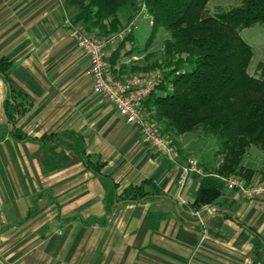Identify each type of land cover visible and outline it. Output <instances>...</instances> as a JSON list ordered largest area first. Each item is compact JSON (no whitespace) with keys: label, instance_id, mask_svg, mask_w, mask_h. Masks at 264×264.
I'll return each mask as SVG.
<instances>
[{"label":"crops","instance_id":"crops-1","mask_svg":"<svg viewBox=\"0 0 264 264\" xmlns=\"http://www.w3.org/2000/svg\"><path fill=\"white\" fill-rule=\"evenodd\" d=\"M124 53L122 47L108 54L121 81L143 67L125 65ZM1 58L11 61L10 84L29 105L11 126L0 78V264H264V250L254 245L255 234L264 240V200L225 190L216 204L195 210L202 177L192 175L181 190V168L192 154L204 172L218 159L199 154L185 135L176 138L169 160L94 94L89 59L76 46L60 0H0ZM13 129L29 140H15ZM51 135H60L48 148L62 166L54 170L37 156ZM71 135L83 140L93 163L105 164L111 182L85 166ZM246 158L253 182L264 183V158ZM147 180L162 198L117 203L125 189Z\"/></svg>","mask_w":264,"mask_h":264},{"label":"trees","instance_id":"trees-1","mask_svg":"<svg viewBox=\"0 0 264 264\" xmlns=\"http://www.w3.org/2000/svg\"><path fill=\"white\" fill-rule=\"evenodd\" d=\"M60 1L70 22L68 28L95 38H107L125 29L129 24L123 27L118 13L125 8H134L136 2ZM140 1L152 18L151 39L160 30L170 35L160 60H149L145 67L135 69L136 73H158L162 84L165 83L158 85L144 102L145 114L174 149L178 145L177 137L198 131L205 138L216 141L213 157L218 159L219 165L212 171L205 170L193 202V208L200 210L216 204L223 196L226 190L223 179L234 177L252 183L255 171L244 167L245 157L251 147L264 153V62L258 65L255 76L248 73L254 53L240 36L244 29L257 25L264 28V0H241L240 6L215 15L208 12L210 0ZM132 34L116 49L133 39ZM11 72V61L1 58L0 78L8 87L5 112L10 125L15 127L29 101L12 88ZM11 135L17 141L29 140L16 129ZM59 136L51 135L40 141L42 149L37 156L44 158L49 170L62 167L48 149ZM71 136L78 142L85 166L97 177L111 182L103 174L105 164L93 163L86 155L83 140ZM162 197L155 183L147 180L125 189L117 203L131 205ZM220 209L223 211L224 206ZM254 245L256 250H264V240L256 234Z\"/></svg>","mask_w":264,"mask_h":264},{"label":"built area","instance_id":"built-area-1","mask_svg":"<svg viewBox=\"0 0 264 264\" xmlns=\"http://www.w3.org/2000/svg\"><path fill=\"white\" fill-rule=\"evenodd\" d=\"M66 25L70 26L67 19ZM69 30L77 48L89 59L94 94L104 97L129 125L138 127L150 148L174 161L175 149L169 140L161 136L156 125L149 120L143 109L144 102L161 82L160 75L155 73L152 78L131 76L121 81L113 76L107 61L109 52L116 49L128 35L133 33V25H128L118 34L107 38H90L80 30ZM192 175L205 176L199 162L195 159H189L181 168L178 181L181 190L185 188ZM223 181L226 184V190L237 192L245 199L264 200V183L258 181L247 184L243 179L234 177L223 179ZM197 218L199 221L202 220L199 213Z\"/></svg>","mask_w":264,"mask_h":264},{"label":"rangeland","instance_id":"rangeland-1","mask_svg":"<svg viewBox=\"0 0 264 264\" xmlns=\"http://www.w3.org/2000/svg\"><path fill=\"white\" fill-rule=\"evenodd\" d=\"M241 5V0H210L208 5V12L210 15H215L220 11H229L235 7ZM119 19L124 22V26L133 25V39L125 42L123 54L121 60L125 62L128 67H132L133 64H139L145 67L147 63L154 60H160L164 55V44L166 40H169L170 35L165 30H160L153 39L152 37V18L147 13L144 5L140 0H136L134 8H125L119 11ZM130 23L128 22L130 20ZM243 41L248 44L254 53L253 59L248 69V73L251 76L256 75V69L260 63L264 62V28L257 25L252 28L244 29L240 33ZM87 37L95 38L92 35ZM151 41V45L147 47L148 42ZM138 56L139 60L133 61L132 58ZM110 57H107L109 64ZM110 66V64H109ZM140 67V66H139ZM141 68V67H140ZM132 71H130L131 73ZM133 73V72H132ZM142 74V75H141ZM154 72L139 73L134 71L131 76H140L145 78H152ZM162 84V80L158 85ZM162 85H165L163 83ZM179 138V137H178ZM177 138V139H178ZM185 142L191 147L199 151V154H204L209 158L212 157V153L217 147L216 141L213 138H205L201 131L195 132L186 136ZM249 153H256L258 156L264 158V153L256 147H251ZM195 160H200V157L196 155H190ZM247 157V156H246ZM245 157L244 164L249 163V160ZM255 162V161H254ZM253 164V163H252ZM255 165H251V168H255Z\"/></svg>","mask_w":264,"mask_h":264},{"label":"water","instance_id":"water-1","mask_svg":"<svg viewBox=\"0 0 264 264\" xmlns=\"http://www.w3.org/2000/svg\"><path fill=\"white\" fill-rule=\"evenodd\" d=\"M177 213L179 214V210L176 209ZM206 219L201 220V223L204 222Z\"/></svg>","mask_w":264,"mask_h":264}]
</instances>
